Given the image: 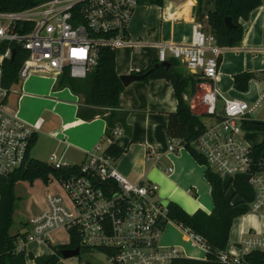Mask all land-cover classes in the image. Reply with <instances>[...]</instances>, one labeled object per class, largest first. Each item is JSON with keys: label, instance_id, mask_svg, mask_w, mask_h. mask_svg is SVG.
Segmentation results:
<instances>
[{"label": "built area", "instance_id": "built-area-1", "mask_svg": "<svg viewBox=\"0 0 264 264\" xmlns=\"http://www.w3.org/2000/svg\"><path fill=\"white\" fill-rule=\"evenodd\" d=\"M140 0H42L18 11H0V177L20 169L30 155L37 127L24 121L9 108L11 86L3 84V63L12 58L16 46L28 51L18 77L52 73L59 77L68 70L71 77L85 78L99 62L103 48L117 50L141 46L128 32ZM157 60L179 59L199 78L195 95L203 112L204 131L192 145L205 157L206 168L217 173L233 193L231 182L245 180L253 188V199L244 203L245 214L264 215V146L247 139L244 124L264 100V92L251 104L227 98L218 88L223 47L209 35L204 25H193L190 42L156 43ZM15 57V56H14ZM222 102V107L219 103ZM193 109L197 105L190 102ZM115 128V138L123 135ZM112 138L102 139L80 164L63 160L53 152L47 163L67 172L54 176L62 192L46 196V208L27 222L16 242L17 251H26L37 242L55 244L53 233L64 232L79 240L85 253L103 256L98 264H172L184 256L177 246L159 242L162 227L170 222L168 204L157 198L159 186L151 181H131L116 166V158L106 153ZM184 147L181 138L169 137L168 151ZM147 160L153 159L149 152ZM156 161V160H155ZM157 162V161H156ZM169 171L172 168H168ZM191 238L206 249L205 238L189 231ZM264 251V232L247 230L235 249L222 252L225 264H251L246 255ZM81 264H87L82 262Z\"/></svg>", "mask_w": 264, "mask_h": 264}, {"label": "crops", "instance_id": "crops-1", "mask_svg": "<svg viewBox=\"0 0 264 264\" xmlns=\"http://www.w3.org/2000/svg\"><path fill=\"white\" fill-rule=\"evenodd\" d=\"M212 6L210 0L204 9ZM196 9L197 0H163L162 4L140 2L129 22L128 32L133 41L142 44L116 50L118 74L149 68L157 59L156 43L159 41L190 42L193 25L198 21ZM240 23L243 26L242 41L237 46L223 47L216 84L225 97L253 104L264 92V5L253 9L247 19H240ZM239 72L256 73L246 91L234 86V75ZM57 79L52 73L28 77L19 89H14L15 95L8 99V105L24 121L37 127L30 150L32 157L39 159L32 150L37 152L36 146L43 144L48 157L56 152L66 162L80 164L102 141L106 121L100 114V107L86 104L82 95L67 86L58 87ZM260 79L263 81H258ZM191 96L187 94L186 98ZM220 104L222 107V102ZM177 105L174 87L167 79L137 80L125 86L120 94V107L126 112V127L116 142L126 150L115 163L131 181L143 179L156 183L160 201L177 202L189 214L197 210L210 213L213 200L211 185L205 176L206 168L185 147L168 151L169 115L177 110ZM197 106L199 110H196ZM197 106L193 111L203 114L202 108ZM149 152L153 153L151 160L146 158ZM40 160L47 162L48 159ZM170 167L171 171L168 170ZM236 219L241 222L234 229L236 237L233 238L230 231L228 250L236 248L242 232L253 229L264 232V215L243 214ZM159 242L164 246L179 247L186 257H206V249L172 221L163 228ZM27 249L28 254L34 256L52 253L50 246L37 242L29 244ZM26 259L33 263L28 255ZM56 264L81 263L60 257Z\"/></svg>", "mask_w": 264, "mask_h": 264}, {"label": "trees", "instance_id": "trees-1", "mask_svg": "<svg viewBox=\"0 0 264 264\" xmlns=\"http://www.w3.org/2000/svg\"><path fill=\"white\" fill-rule=\"evenodd\" d=\"M40 1L42 0H0V11L23 10ZM162 1L140 0L141 3L150 4H162ZM207 3H210V0H197L198 21L203 25L204 23L208 25V34L215 39L218 45L233 47L242 41L243 26L240 19H247L253 9L264 5V0H212L213 6L205 10L204 7ZM226 16L232 18L234 23L232 28L225 25ZM27 57L28 51L21 46H16L14 59L4 61L3 84L5 86L9 87L19 81L18 72ZM167 62L168 65H160L161 62L156 59L149 68L141 71H149L143 80L167 79L172 83L178 105L177 110L169 115L168 137L181 138L184 147L196 161L205 165V157L192 145L193 140L205 129L204 118L202 114L193 111L188 98H186L187 94L193 95L196 92L199 78L187 69L185 71L182 68L183 63L179 59L169 57ZM255 77L256 73L254 72H239L234 75V86L239 90L246 91L249 81ZM57 86H67L74 93L82 95L86 104L101 108L100 114L106 121L103 139L112 138V143L106 147V153L118 158L126 149L116 142L113 132L117 127L125 130L126 112L120 107V94L125 86L116 70V50L103 48L98 64L83 79L73 78L68 70H65L58 77ZM244 126L249 130L264 132V122L262 121L250 120ZM34 142L35 137L32 138L30 150ZM263 146L264 141L258 146V152ZM66 172L67 169L52 168L47 162L28 155L23 166L15 173L7 177H0V264H56L62 257L63 249L75 248L79 245V240L72 237L67 244H51V254L34 256L24 250H16L17 239L24 234L21 232L22 229L15 234L9 232L13 223L15 182L27 180L33 184L35 180L41 179L47 184L51 175L59 176ZM205 176L211 185L212 211L207 213L197 210L193 214H189L177 202L171 201L168 204V218L205 238L206 257L198 259L182 256L175 258L172 264H225L220 260V254L227 251L233 222L237 217L246 213L243 204L253 199V188L245 180H233L231 182L234 188L233 193L228 194V184L217 173L207 167ZM27 255L33 260V263L27 261ZM245 257L251 264H264V251L254 250Z\"/></svg>", "mask_w": 264, "mask_h": 264}, {"label": "rangeland", "instance_id": "rangeland-1", "mask_svg": "<svg viewBox=\"0 0 264 264\" xmlns=\"http://www.w3.org/2000/svg\"><path fill=\"white\" fill-rule=\"evenodd\" d=\"M204 28L206 29V32L209 33V28L206 23H204ZM182 68L185 71H187L184 65L182 66ZM38 74H45V73H38ZM34 75L36 74H33L31 76ZM26 80L27 79L14 83L12 85V90L19 89L20 84H22ZM258 81H263V80L260 79ZM28 85L29 83L27 84V86ZM14 95L15 92L13 91L9 98L13 97ZM188 100L189 102H193L196 105L199 104L198 97H196L195 93L191 97H189ZM220 105L221 104L219 103V107ZM196 110H199L198 106L196 107ZM251 117L257 121L264 122V100L262 101L259 108H257V110L251 115ZM247 139L252 144H257L259 142H262L264 140V132L260 130H248ZM36 147H37V152H34V150H32L33 155L39 157V159L47 160L48 154L46 152L44 145L39 144ZM38 147L40 149H38ZM203 166L204 168H206V165ZM54 191L62 192L58 180L53 175H51V179L47 184L44 183L41 179L35 180L33 184H31L27 180H17L14 185L15 204H14L13 223L9 232L11 234H15L16 232H18L19 230L25 227V223H27L30 220V218H33L34 216L45 210L46 196L48 193ZM239 222H241V219H235L233 222L231 228V234L233 238L236 237V234H234V229L239 224ZM52 237L54 238V241L57 244H67L69 242V236L64 232L53 233ZM98 255L99 254L97 253L88 252V253H83L80 256L72 257L69 259L80 263L85 262L87 264H98L100 263L101 259H103V256L101 255L98 256Z\"/></svg>", "mask_w": 264, "mask_h": 264}, {"label": "water", "instance_id": "water-1", "mask_svg": "<svg viewBox=\"0 0 264 264\" xmlns=\"http://www.w3.org/2000/svg\"><path fill=\"white\" fill-rule=\"evenodd\" d=\"M224 22L228 28H232L234 26V23H233L232 18L230 16H226L224 19ZM14 56H15V50H13L11 60L14 59ZM160 65H168V62L167 61L161 62ZM148 73H149V71H147V72H132L130 74H122V75H120V79H121L124 86H128L129 84H131L134 81L143 80L148 75ZM85 252H86V250L81 249L80 247L77 246L75 248L63 249L61 252V255L63 258L67 259V258L80 256Z\"/></svg>", "mask_w": 264, "mask_h": 264}]
</instances>
